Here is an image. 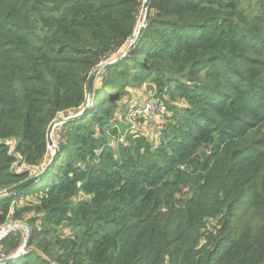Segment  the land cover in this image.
Here are the masks:
<instances>
[{
  "label": "trees",
  "instance_id": "obj_1",
  "mask_svg": "<svg viewBox=\"0 0 264 264\" xmlns=\"http://www.w3.org/2000/svg\"><path fill=\"white\" fill-rule=\"evenodd\" d=\"M144 1L0 0V192L96 74L0 197L10 264H264V0H148L128 49Z\"/></svg>",
  "mask_w": 264,
  "mask_h": 264
},
{
  "label": "water",
  "instance_id": "obj_2",
  "mask_svg": "<svg viewBox=\"0 0 264 264\" xmlns=\"http://www.w3.org/2000/svg\"><path fill=\"white\" fill-rule=\"evenodd\" d=\"M147 1L148 0H145L143 5H142V9L140 11L138 24H137V27H136V30H135V33H134V37H133L128 49L133 45L134 40H135V38H136V36L138 34L139 29L143 25L145 14H146V9H147ZM95 75L96 74L92 75V77L90 78L89 85H88V97H87L86 104H85L84 108L76 115H72V116H68V117L60 119L58 124L61 125L64 122L73 120V119L77 118L78 116H80V115H82L84 113L88 103L90 102L91 96H92V84H93ZM54 127H55V125H52L49 128L48 133H47L48 146H49V148L51 150V153H52L50 161L46 164V166H44V168L41 171L37 172L35 175L30 177L28 180H26L24 182H21V183L15 185V186H12V187L7 188L6 190L0 192V197L1 196H7V195L13 194L15 192H18L19 190H22L23 188H25V187L35 183L36 181H38L40 178H42L48 172L51 164L53 163V158H54V154H55L54 143L51 140V134L53 132V128ZM20 228H24L26 230V239H25L22 247L19 248L18 250H16L11 255H9V256H7L5 258H1L0 259V264L13 263V262L17 261L23 254H25L28 251L29 246H30V242H31V237H32V230L24 222H18L16 224L12 225L10 228H8V230L6 232H4L3 235L0 236V238L4 237L9 232L14 231L16 229H20Z\"/></svg>",
  "mask_w": 264,
  "mask_h": 264
},
{
  "label": "built area",
  "instance_id": "obj_3",
  "mask_svg": "<svg viewBox=\"0 0 264 264\" xmlns=\"http://www.w3.org/2000/svg\"><path fill=\"white\" fill-rule=\"evenodd\" d=\"M164 113H165V109L164 106H162V103L157 99L156 96L150 95L145 101L143 107H139V106L132 107L129 110L127 117L131 123V130L136 131L137 130L135 126L136 120H141L145 118L158 122L163 118ZM10 227H11L10 225L3 226L0 229V236L3 235L4 232H6ZM1 258H5V257L0 256V259Z\"/></svg>",
  "mask_w": 264,
  "mask_h": 264
},
{
  "label": "rangeland",
  "instance_id": "obj_4",
  "mask_svg": "<svg viewBox=\"0 0 264 264\" xmlns=\"http://www.w3.org/2000/svg\"><path fill=\"white\" fill-rule=\"evenodd\" d=\"M133 98L136 99V102L138 103V102L141 101V98H143V94H139V93H137V92H134V93H133ZM144 99H147V97L144 98ZM144 99H143V100H144ZM134 104H135V102H134ZM61 119H62V118H61ZM143 120H145V119H143ZM146 120H147V119H146ZM146 120H145V121H146ZM59 121H60V120H58L56 123L52 124V125H55V127L53 128V132H52V134H51V140H52L53 143L55 144V145H54V148L57 147L56 145H57V143L60 141L59 138H58V136H57V134H56V130H57V128L60 126V124H58ZM147 122H148V123L145 124V126H146L147 128H152V127H154L155 124H156V122H155L154 120H149V119H148ZM140 125H141V124H138V123L136 122V124H135L136 129L139 128ZM132 132H135V131H132ZM152 133H153V131H151V134H152ZM51 182H52V180H51L50 176H47L44 180H42V181H40V182L34 184V185L32 186L31 189L34 191V190H37V189H41V188L48 187V186L50 185ZM20 231H21V233H22L23 243H24V241H25V239H26V230H25V229H21ZM21 245H23V244H21ZM20 247H21V246H20ZM20 247H19V248H20Z\"/></svg>",
  "mask_w": 264,
  "mask_h": 264
},
{
  "label": "clouds",
  "instance_id": "obj_5",
  "mask_svg": "<svg viewBox=\"0 0 264 264\" xmlns=\"http://www.w3.org/2000/svg\"><path fill=\"white\" fill-rule=\"evenodd\" d=\"M21 247H22V246H21ZM21 247H20V248H21ZM18 249H19V248H18Z\"/></svg>",
  "mask_w": 264,
  "mask_h": 264
}]
</instances>
